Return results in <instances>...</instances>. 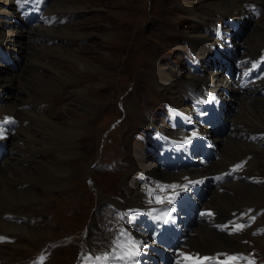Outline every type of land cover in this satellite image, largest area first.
Segmentation results:
<instances>
[{
  "label": "bare ground",
  "instance_id": "6f19581e",
  "mask_svg": "<svg viewBox=\"0 0 264 264\" xmlns=\"http://www.w3.org/2000/svg\"><path fill=\"white\" fill-rule=\"evenodd\" d=\"M49 1L46 2L43 16H37L36 8L30 9L28 15H20L17 11L21 10L22 7L14 4V0H12V3L11 0H0V62L14 66L15 61L18 59H14L10 52L12 53L13 50L15 51L16 46L21 45L18 39L19 36H27L29 40L34 41L33 43L29 42L30 47L26 46L28 62L23 65L22 70L20 69L22 73L9 72L8 67L0 64V103L3 100V103L0 104V128L5 129V137L0 141V153H3L0 158V232L20 233L23 236H29L31 231H28L22 223H16L11 218L3 216V214L17 205L24 207L31 202L40 200L36 193V189L39 187L47 190L62 189L65 183L60 181L62 179L63 181H69L68 176L72 174V168L67 166V163L73 157H77L81 150V144L76 142V139L81 137L82 120L72 116L71 119L65 117L66 113L64 111L63 115L58 114L57 111L51 112L52 107H56L59 103L57 98H60V93H65V96L72 97L71 100H76L77 104L80 105L85 119H90L92 113L97 112L101 107L93 101L95 99L91 96V92L99 93L101 86L95 89L92 85L86 84L83 86L82 84L78 87V84L82 78L88 77L92 72L101 74V72L108 70L101 69L98 65L89 63L88 60L82 62L72 53L68 54L62 48L65 44L61 47L60 45L53 46L45 43V40H51L47 38L48 36L53 39L60 38L62 42L66 39L71 41L77 37L71 32H67V29L66 31L60 26L56 27V25H59V13L57 12L63 10V6L67 7L68 0ZM44 2L45 0H39L38 5L41 6ZM250 2L258 5L255 7L258 13V16L255 17L257 19L250 18L252 11L247 8ZM194 3L181 1V8H184L190 19L193 20H198L205 15L214 16L217 14L229 18L232 26L235 25L237 29L241 27L239 20L245 23V17H247L253 23V27L249 30V34L241 40L245 44L244 55L249 56L252 60L253 58L257 60L264 59L262 55L264 45V0H195ZM16 14L17 19L15 18ZM234 21L237 23H234ZM233 33H235V29L225 28L221 31L219 37V33L217 34L216 38L197 31V33L191 32L185 37L183 36V40L187 47L197 55H201V52L206 50L207 45L214 48L219 46L220 49L224 41L225 47L232 51L234 48ZM122 34L123 32L119 34L121 38L123 37ZM39 41H43L45 44ZM242 43H237V45L239 44L241 47ZM175 46L177 49H183V45L178 42H175ZM241 53H239V56H241ZM46 56L49 58L56 57L59 61L69 60L73 62V65L70 64L68 67L73 69L75 66L78 69L75 73H81L82 77L78 78L75 76L76 74H71V71L55 68L56 66L51 67V64L46 63L47 61L44 60L47 58ZM225 59L229 60V57L225 56ZM205 63L204 61L199 65L202 68L201 72L190 73L159 59L153 62L148 77L158 89L172 94H169L168 105L173 104L176 109L179 108L180 101H182V96L177 94L182 85H194L199 91H203L202 93L210 95L211 93L207 89L214 90L212 101L216 105L218 116L223 121L230 120L233 124L232 135L224 131L222 133L219 129L216 133L205 135L215 151L213 155L217 154L218 157L211 158L208 162L194 169L172 172L169 177L178 182L186 177L197 178L204 191V199L199 200L197 203L203 208H214L216 218L222 221L228 217L230 210H240L243 206L254 205L255 199L263 195L259 184H253L245 180H233L226 183V188L232 192L231 195L223 193L225 191H221L222 193L217 192L212 184L204 178V175L209 171L215 172L224 169L228 164L245 154H250L245 169L248 174L249 171L254 169L257 162L264 163V146L260 148L258 141L253 142L251 140L256 133L261 131V133H264V111L258 109L259 106H264V100L259 99L260 97L263 98L262 96L255 95L260 92L259 88L263 86V80L257 81V89H250L245 94H240L235 86L227 82L224 75L216 67H209ZM244 67L246 69L251 68L248 65H244ZM38 68H43L44 71L39 73ZM91 81L90 78L87 80L88 83L92 84ZM199 83H201L200 86L197 85ZM70 84H74L71 91L68 90ZM7 86L14 88L16 94H11V99L5 101L7 95L4 96L2 90ZM223 89L227 90L228 98L221 95ZM195 94L196 91L192 93V95ZM47 99H50L48 107L39 111L38 104ZM226 99L234 102L236 111L228 112L229 108H225L227 106ZM181 110L183 118L186 116V118L193 120L191 108L189 109L185 105ZM127 112L133 113L132 108H129ZM4 114L13 117V120L6 123ZM138 118L142 124H153L152 120L144 119V116ZM195 125L197 126V124ZM7 126L13 130L9 132L5 128ZM19 143H22V145H19ZM42 153H53L54 158L61 162L54 166L51 161H42L43 169L35 164L32 171L30 168L32 162L41 164L40 160L37 161L36 158ZM152 159L151 152L145 146L132 148L128 158V166L134 171L131 173L134 174L137 171L159 172L153 168ZM127 171L129 170L125 172ZM134 178L126 173L123 180L122 178L119 179V183L126 188L122 202L109 196L105 197V195L102 200L116 203L121 207L134 203L133 198L139 196V179L137 181ZM160 178L168 179L166 176ZM55 180L57 181L54 182ZM25 181L28 184L22 187L21 184ZM76 182L77 180H74L71 187L74 188ZM31 185L36 189L32 190V186L29 190ZM182 233L185 237L179 244L181 249H194L201 253H209L218 249L234 250L232 235L217 232L195 220H188L187 226L182 228ZM256 238H260V236ZM161 260L162 262L155 264H172L168 261V255H165ZM154 262L155 260H149V264H154ZM46 263L47 261L43 264Z\"/></svg>",
  "mask_w": 264,
  "mask_h": 264
},
{
  "label": "rangeland",
  "instance_id": "374dc122",
  "mask_svg": "<svg viewBox=\"0 0 264 264\" xmlns=\"http://www.w3.org/2000/svg\"><path fill=\"white\" fill-rule=\"evenodd\" d=\"M14 1L17 4L20 3L23 7L26 6L24 0ZM181 1L195 4V0H68L67 7L63 6L64 9L57 12L59 13V25H56V27L60 26L64 30L67 29V32H71L77 37L71 41L66 39L62 42L60 38L53 39L48 36L47 38L51 40H45V43L53 46L60 45L61 47L65 44L62 48L68 54L72 53L82 62L88 60L89 63L98 65L101 69H108L106 72H101V74L92 72L88 77L82 78L78 84V87L82 84L83 86L86 84L92 85L95 89L101 86L99 93L91 92V96L95 99L93 101L101 107L97 112L92 113L91 118L87 120L84 113H82L83 109L77 104L76 100H71L72 97L60 93V98H57L59 103L57 106L54 104L56 107H52L51 112L57 111L58 114L63 115L64 111L66 113L65 117L71 119L72 116L82 120L81 137L76 139V142L81 144L80 154L67 163V166L72 168V174L68 176V180L71 181H63L62 179L60 182L65 183L64 187L56 190H47L40 187L36 189L31 185L29 190L33 186L32 190L36 189L40 200L31 202L24 207L17 205L3 214V216L10 215L9 218L16 223H22L31 232L29 236L8 231L0 232V264L9 261L20 264L23 262L21 260H26L27 264H41L46 258L44 250L50 253L46 264H69L79 247L74 242H76V237L80 236L81 228H83L81 239L86 244H88V241L99 238L98 231L95 230L99 214L97 208L88 213L90 206L94 202L98 204L99 199L102 200L104 195L99 193L104 194V191H114L116 188L114 182L121 178L123 180L126 173L130 174L132 178L135 175L131 173L134 171L128 164L122 165L121 170L112 173L95 167V162L122 157L129 163L131 138L141 133V131H138L139 128L145 126L138 117L145 116L148 118L154 116L156 119L159 118L157 122H163V113H166L172 119L177 117L175 105L171 104L169 108L166 107L170 99L169 94H172L158 89L148 77L153 62L161 59L184 70L186 65L183 58H188L190 56L188 53H192L181 40L184 35L191 32L197 33V31L207 34V31L210 30L209 27H212V25L214 30L218 25L219 28H229V24L225 22L224 18L217 14L214 16L205 15L198 20L190 19L186 10L181 8ZM250 3L254 5L249 9V11H252L250 17L252 19L258 16L254 9L258 5L253 2ZM44 11L45 9L42 7L37 13L41 15ZM234 23L237 22L234 21ZM239 23L241 27L233 28L235 33H233L232 40L236 52H242L241 56H243L245 54V44L241 40L249 34L253 23L247 17H245V23L240 20ZM121 32H123L122 38L121 35L119 36ZM207 36L209 35L207 34ZM27 38V36H19L18 39L21 45L14 48V53L10 52L14 59H18L15 61L14 66L0 62V64L8 67L9 72L22 73L23 65L28 62L26 46L30 47L29 42L33 43L34 41ZM39 42L45 44L43 41ZM175 42L182 44L183 49H177ZM237 43H242V47L238 46ZM207 51H211L208 45L204 55L207 54ZM44 60L47 61L46 63L49 62L48 64H51V67L56 66L55 68L71 71V74H76L75 76L78 78L82 77L81 73H75L78 70L75 66L73 69L68 67L70 64L73 65V62L69 60L59 61L56 57H47ZM38 69L39 73L44 71L43 68ZM259 70L264 72V65ZM89 78L92 80V84L87 82ZM185 85L178 89L177 94L179 96L183 97V92L187 89ZM73 88L74 84H70L68 90L71 91ZM2 91H4V96L7 95L5 101L10 100V95L15 93V89L10 86L5 87ZM257 98L259 97L257 96ZM259 99L264 100V97ZM47 100H43L38 104L39 111L48 107L50 99ZM1 103H3V100ZM226 105L225 108H229V113L236 111L235 104L231 100L226 99ZM181 106H184L183 102ZM129 108H132V112L136 114L127 112ZM157 108L160 113L158 112L156 115ZM258 109L264 111V106H259ZM133 126L135 127L134 131H137V133L131 131ZM224 132L228 131L225 130ZM260 138H264V133L260 135ZM19 145H22V143H19ZM259 146L261 148V145ZM52 154H39L36 159L37 161L40 160L41 164L32 162L31 170L33 171L32 168L35 164L43 169L42 161H51L54 166L59 164L61 161L55 159V155ZM246 158L247 156L242 158V166H246ZM123 170L124 172L129 171L123 173ZM243 172L247 176H251L252 180L261 186L263 195L257 197V200L254 201V207L259 205L261 207L264 205V163L257 162L254 169L249 171V174L245 172V169ZM116 175H120L117 180ZM73 178L77 180L74 188L71 187V183H74ZM27 184L28 182L25 181L21 186L24 187ZM117 188L116 194L121 195L124 190L120 187V184ZM16 189L19 190L17 187ZM71 191L72 193H70ZM223 193L232 194L228 189ZM98 194L99 198L97 197ZM108 195L114 196L112 194ZM105 197L107 196L105 195ZM195 221L201 223L198 220ZM262 221H264V213L258 216L252 225H263ZM75 231L77 236L71 233ZM67 233L71 234L73 238L66 236ZM252 236V245L247 243V246H255L261 251H258V254L262 253L264 255V233ZM259 236L260 238H256ZM63 237L69 238V241H60L56 246L52 245L53 240H60ZM160 261L162 262V260L155 259L154 264Z\"/></svg>",
  "mask_w": 264,
  "mask_h": 264
}]
</instances>
